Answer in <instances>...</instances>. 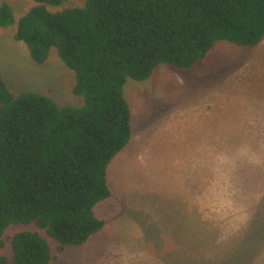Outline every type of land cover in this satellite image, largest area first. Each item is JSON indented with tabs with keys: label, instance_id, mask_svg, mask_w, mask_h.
<instances>
[{
	"label": "rangeland",
	"instance_id": "374dc122",
	"mask_svg": "<svg viewBox=\"0 0 264 264\" xmlns=\"http://www.w3.org/2000/svg\"><path fill=\"white\" fill-rule=\"evenodd\" d=\"M1 3L15 23L33 5ZM15 25L0 28L8 90L79 105L74 75L55 50L35 63L13 38ZM124 94L132 133L108 165L110 198L94 208L104 227L61 253L47 238L49 264H264V40L252 48L217 42L194 68L161 65L148 80L128 79ZM27 229L12 225L4 237Z\"/></svg>",
	"mask_w": 264,
	"mask_h": 264
},
{
	"label": "trees",
	"instance_id": "16d2710c",
	"mask_svg": "<svg viewBox=\"0 0 264 264\" xmlns=\"http://www.w3.org/2000/svg\"><path fill=\"white\" fill-rule=\"evenodd\" d=\"M15 23L0 4V28L31 59L55 50L74 75L77 106L13 93L0 77V264H49L56 252L85 244L104 227L94 215L107 200L110 162L130 141L128 79L148 80L161 66L177 72L202 63L217 42L252 48L264 39V0H32ZM24 225L7 239L12 225ZM32 228V229H31Z\"/></svg>",
	"mask_w": 264,
	"mask_h": 264
},
{
	"label": "crops",
	"instance_id": "0c3cea01",
	"mask_svg": "<svg viewBox=\"0 0 264 264\" xmlns=\"http://www.w3.org/2000/svg\"><path fill=\"white\" fill-rule=\"evenodd\" d=\"M264 40V39H263Z\"/></svg>",
	"mask_w": 264,
	"mask_h": 264
}]
</instances>
